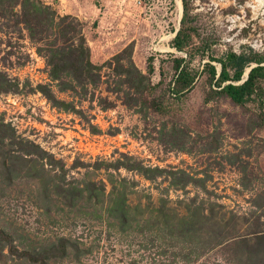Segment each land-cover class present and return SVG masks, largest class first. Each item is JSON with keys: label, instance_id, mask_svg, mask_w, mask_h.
I'll return each mask as SVG.
<instances>
[{"label": "rangeland", "instance_id": "obj_1", "mask_svg": "<svg viewBox=\"0 0 264 264\" xmlns=\"http://www.w3.org/2000/svg\"><path fill=\"white\" fill-rule=\"evenodd\" d=\"M124 50L142 96L104 66ZM250 50L264 0H0V264H264V99L235 105L205 68Z\"/></svg>", "mask_w": 264, "mask_h": 264}, {"label": "trees", "instance_id": "obj_2", "mask_svg": "<svg viewBox=\"0 0 264 264\" xmlns=\"http://www.w3.org/2000/svg\"><path fill=\"white\" fill-rule=\"evenodd\" d=\"M35 8V7H34ZM187 5L186 2H183V18L182 24L187 23L188 13H187ZM26 19L24 20V25L27 27V30L30 33V37H35L34 35H42L44 32V25L40 23L38 17L33 15L29 18L28 15H25ZM51 19V18H49ZM52 21V19H51ZM39 27V30L36 28ZM183 29V28H182ZM180 29L175 38L173 39V46L177 51H182L189 46L190 34ZM81 42L84 43L82 36H80ZM38 41H41L38 40ZM50 51L49 64L51 66V76L54 79H57L59 74L58 64L53 63V58L56 53ZM125 53V50L120 54L114 56L107 63L104 64L110 65L111 62L115 61L117 65L121 68V60L122 54ZM185 58H177L174 59L175 70H176V78L174 80L175 87L173 88V92L175 94H181L189 92L191 89V85L193 84V77L191 73L188 71L187 67L184 66ZM211 62H217L220 65L219 72L216 67L211 64ZM129 70L127 68H123L122 72L127 73L129 76H133V80L136 83L135 86H131L138 95L142 96L145 92L149 90L146 85L148 78L143 75L130 61L129 62ZM252 65H256L252 67ZM148 69L151 72L153 70V62L151 59H148ZM101 67H97L92 65L88 60L86 62V68L84 69L86 74H90L92 71H98ZM205 68L208 71L210 79L213 80L218 75L215 86L220 89L219 93L228 97L235 105L244 106L248 102L258 101L263 103L264 99V56L259 52H254L250 50L249 52L242 51L239 54L235 52H228L225 54L223 59L220 60H211L205 63ZM249 71L247 78L244 79V75ZM58 72V74H57ZM98 77V74H95ZM83 78L81 79V81ZM96 78L91 81H86L82 83L83 85L86 83L93 84ZM126 82L130 84L127 80ZM242 82V83H239ZM239 83V84H238ZM56 106L61 105L62 107L67 108V104L63 102L54 103Z\"/></svg>", "mask_w": 264, "mask_h": 264}, {"label": "water", "instance_id": "obj_3", "mask_svg": "<svg viewBox=\"0 0 264 264\" xmlns=\"http://www.w3.org/2000/svg\"><path fill=\"white\" fill-rule=\"evenodd\" d=\"M253 67H255V66H253ZM250 70H251V68L248 69L247 72L245 73V77H246V78H247V75H248V73H249ZM246 78H245V79H246Z\"/></svg>", "mask_w": 264, "mask_h": 264}]
</instances>
